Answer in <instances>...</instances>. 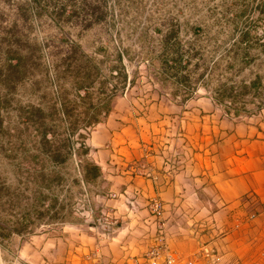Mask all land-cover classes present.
Wrapping results in <instances>:
<instances>
[{"label": "rangeland", "instance_id": "rangeland-1", "mask_svg": "<svg viewBox=\"0 0 264 264\" xmlns=\"http://www.w3.org/2000/svg\"><path fill=\"white\" fill-rule=\"evenodd\" d=\"M224 90L230 116L264 107V0H0V264H26L28 245L83 213L72 170L96 167L113 113L127 126Z\"/></svg>", "mask_w": 264, "mask_h": 264}, {"label": "crops", "instance_id": "crops-1", "mask_svg": "<svg viewBox=\"0 0 264 264\" xmlns=\"http://www.w3.org/2000/svg\"><path fill=\"white\" fill-rule=\"evenodd\" d=\"M150 108L127 126L109 117L97 168L72 170L83 213L28 245L26 264H124L159 229L181 256L207 245L221 264H264V107L230 116L204 98Z\"/></svg>", "mask_w": 264, "mask_h": 264}, {"label": "built area", "instance_id": "built-area-1", "mask_svg": "<svg viewBox=\"0 0 264 264\" xmlns=\"http://www.w3.org/2000/svg\"><path fill=\"white\" fill-rule=\"evenodd\" d=\"M153 208L159 211L160 205L156 203ZM221 262L220 254L207 245H200L194 255L188 257L175 253L168 247L167 233L163 229H159L153 237L151 245L142 255L124 264H221Z\"/></svg>", "mask_w": 264, "mask_h": 264}, {"label": "trees", "instance_id": "trees-1", "mask_svg": "<svg viewBox=\"0 0 264 264\" xmlns=\"http://www.w3.org/2000/svg\"><path fill=\"white\" fill-rule=\"evenodd\" d=\"M180 58H181V56L179 54H175V57L171 60V63H172L171 67L172 68L177 69L180 67V64H181ZM19 64H20V62L16 61V63L14 65H11V66L13 69H16L17 67H19ZM180 82L183 84H187L188 83L187 77L185 76V77L180 78ZM260 84H261V78L259 76H255L246 82L244 80H242L240 82V89L243 90L242 95L243 96L244 95H250L251 97H256L257 96L256 93H257L258 89L260 88ZM78 89L84 90L85 92H87L86 87L84 85H79L77 87V90ZM222 92L223 93L221 94L220 91H216V97L214 98V101L216 104H222L224 102H228L229 104H235L236 103L237 99L231 95V91L224 90ZM105 102H106V100L103 101V103L92 105L88 108V111L86 113L87 119L85 121L84 127L96 122V116L98 115V112H100V110L103 109L104 113H106L108 111V109L106 107L107 103H105ZM236 110H235V112L238 113L239 110L238 109H236ZM62 114L64 115V113H62ZM41 136H42V139H44L47 136V132L44 131ZM87 166L90 169L96 168L94 165H91V164L90 165L88 164Z\"/></svg>", "mask_w": 264, "mask_h": 264}]
</instances>
